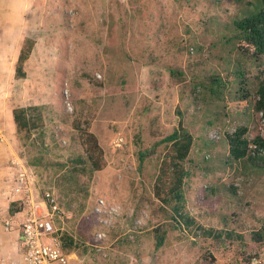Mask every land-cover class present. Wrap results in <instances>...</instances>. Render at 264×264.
I'll list each match as a JSON object with an SVG mask.
<instances>
[{"label": "rangeland", "instance_id": "obj_1", "mask_svg": "<svg viewBox=\"0 0 264 264\" xmlns=\"http://www.w3.org/2000/svg\"><path fill=\"white\" fill-rule=\"evenodd\" d=\"M19 1L23 20L15 26L0 22V128L13 107L48 104V129L56 131L61 144L53 159L65 160L77 151L72 123L87 122L105 165L89 179L81 177L87 198L77 193L71 200L55 187L54 169H47L51 177L46 178L39 175L42 168L28 164L30 148L15 126L8 133L6 125L0 129V168L8 169V181L0 187V210L8 211L11 202L21 205L22 194L12 187L18 169L25 167L37 199L42 201L46 192L55 196L60 212H50L54 227L74 238V248L67 250L85 257L84 264H123L142 253L177 259L172 264H235L243 250H254L251 232L264 223V170L246 159L228 160L225 134L246 125L250 139L264 138V114L253 109L251 97L227 101L222 117L217 103L206 106L192 89L196 74L225 73L236 62V53L227 56L222 48L230 36L223 23L247 0ZM26 38L34 45L22 64L25 76L17 77ZM245 62V69L259 70ZM179 123L195 137L193 161L186 163L191 176L185 208L202 227L232 231V237L219 240L201 236L196 228H169L165 244L155 250L152 229L164 224V217L152 188L166 147L157 146L143 160L140 156ZM117 132L125 136L120 148L112 145ZM98 198L116 209L110 221L95 212Z\"/></svg>", "mask_w": 264, "mask_h": 264}, {"label": "trees", "instance_id": "obj_2", "mask_svg": "<svg viewBox=\"0 0 264 264\" xmlns=\"http://www.w3.org/2000/svg\"><path fill=\"white\" fill-rule=\"evenodd\" d=\"M223 30L230 36L225 40L226 46L222 48L227 56L236 53V62L225 73L220 71H205L203 75H195L192 89H198L200 99L206 106L217 103L222 117H226L225 104L227 101L248 102L255 97L253 109L264 114V0H247L239 14L223 23ZM234 43L233 46L228 43ZM34 45V40L26 38L20 48L15 75L24 77L23 62L29 57ZM197 51L202 48L196 45ZM226 47V49L224 48ZM218 58L224 59L223 56ZM228 58V62H230ZM245 60L251 67L259 70L245 69ZM225 62H227L225 60ZM173 74L176 72L171 70ZM52 107L45 103L18 105L12 108V118L18 137L23 140V145L28 146L32 152L27 159L29 165L42 168L39 172L41 177L50 178L48 168L54 169L56 176L55 187L75 200L76 194L81 193L82 198L88 196V185L81 178L91 177L92 173L100 170L105 165L103 149L97 136L88 130L87 122L73 121V129L76 130L79 148L77 151L68 153L65 160L61 156H54V148L61 146L56 139V131L50 132L47 122L50 121L49 113ZM208 124V121L205 123ZM213 124V121H209ZM228 150V160L246 159L253 167L264 170V138L257 135L250 139L246 125H238L233 131L225 134ZM164 144L166 152L163 154L154 183L153 194L158 199L162 211L164 224L153 227L154 249L157 250L165 244L168 229H192L200 230V235L213 239L232 237V231L214 230L212 227L204 228L198 220L185 208L187 203L185 184L191 176L187 167L195 137L186 127L179 125L169 134L154 142L150 150L141 154L143 160L146 153ZM254 145L255 147H250ZM62 150V147L60 148ZM44 174H47L46 176ZM11 202L8 213L13 215L20 211L22 204L15 206ZM167 223V225H165ZM242 238L241 235H237ZM64 248L69 250L74 247V238L68 234L61 235ZM251 240L257 246L264 242V223L251 232Z\"/></svg>", "mask_w": 264, "mask_h": 264}, {"label": "built area", "instance_id": "obj_3", "mask_svg": "<svg viewBox=\"0 0 264 264\" xmlns=\"http://www.w3.org/2000/svg\"><path fill=\"white\" fill-rule=\"evenodd\" d=\"M124 143L125 136L117 132L112 139V145L120 148ZM31 184V172L21 167L15 177L13 193H23ZM1 193L6 195L4 190ZM40 207L45 209L43 213H38ZM94 210L99 215L108 217V221L116 214V209L108 206L103 198L97 199ZM22 212V219L17 225L12 216H6L2 222L6 232L13 231L15 227L17 229V237L14 240L17 253H0V264H70L68 252L50 215V212H60L55 196L46 192L42 201L31 202ZM106 220L104 219V222ZM237 260L235 264H264V242L252 251L243 250Z\"/></svg>", "mask_w": 264, "mask_h": 264}, {"label": "crops", "instance_id": "obj_4", "mask_svg": "<svg viewBox=\"0 0 264 264\" xmlns=\"http://www.w3.org/2000/svg\"><path fill=\"white\" fill-rule=\"evenodd\" d=\"M21 8V11H20ZM19 9V11H18ZM23 13H24V3L23 1L19 0H0V22L1 23H10L13 26H15L16 23H18V20H23ZM21 14V15H20ZM1 116V115H0ZM6 120L5 124L3 123L2 127L0 129L5 128L6 125L9 126L8 133H13L14 130V122L12 118V111L10 110L8 114L5 115ZM0 120H3L0 117ZM12 127V130H11ZM1 136V134H0ZM9 136H11L9 134ZM13 144L15 142H12ZM12 143H8L9 145H13ZM6 144H4L3 147H1V151L3 148H5ZM12 149V148H10ZM6 150V149H5ZM4 156L2 152L0 153V161L2 162L4 159ZM8 173L7 168H0V187H4L8 181V177L6 176ZM37 186V181L35 182ZM22 194L21 198V204L22 208L20 211L15 212L13 215H9L8 211H2L0 210V253L5 251H12L14 254L17 253V248H15L14 240L17 237V229H15L11 232H6L3 229L2 222L5 219L6 216H12L15 220V224L17 225L21 219L23 210L28 206L31 202H39L40 199H37L36 193L34 191V187L31 185L28 189H25V191ZM41 201V200H40ZM218 216V215H216ZM75 241V240H74ZM76 243V242H75ZM75 246V244H74ZM74 248V247H73ZM70 264H84L85 257H78L74 251H68ZM156 259V264H172L177 262V259L175 258H168L166 256H160L156 255L155 257H152V255H147V253H142L139 257H135L130 259V261L125 262L123 264H154Z\"/></svg>", "mask_w": 264, "mask_h": 264}, {"label": "clouds", "instance_id": "obj_5", "mask_svg": "<svg viewBox=\"0 0 264 264\" xmlns=\"http://www.w3.org/2000/svg\"><path fill=\"white\" fill-rule=\"evenodd\" d=\"M250 147H251V145H250Z\"/></svg>", "mask_w": 264, "mask_h": 264}]
</instances>
